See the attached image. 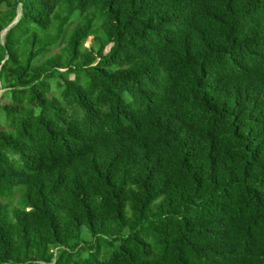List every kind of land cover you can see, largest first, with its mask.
I'll list each match as a JSON object with an SVG mask.
<instances>
[{
    "label": "trees",
    "instance_id": "16d2710c",
    "mask_svg": "<svg viewBox=\"0 0 264 264\" xmlns=\"http://www.w3.org/2000/svg\"><path fill=\"white\" fill-rule=\"evenodd\" d=\"M0 82V264H264V0H0Z\"/></svg>",
    "mask_w": 264,
    "mask_h": 264
},
{
    "label": "rangeland",
    "instance_id": "374dc122",
    "mask_svg": "<svg viewBox=\"0 0 264 264\" xmlns=\"http://www.w3.org/2000/svg\"><path fill=\"white\" fill-rule=\"evenodd\" d=\"M1 8H5V7L1 6ZM91 38H92L91 36H89V37L87 38V40H86V42H85V45H89V44H90V42H91ZM56 50H57V49L54 48V51H56ZM1 85H2V83L0 82V94H1L2 91L4 90V89L1 87ZM5 101H7L6 98H0V102H5ZM18 196H19V192H16L15 195L13 196V198L11 199L12 204H14V203L16 202V199L18 198ZM82 236H83V238L86 239V240L89 239V234H88V231H87V229H86L85 226L82 227Z\"/></svg>",
    "mask_w": 264,
    "mask_h": 264
}]
</instances>
